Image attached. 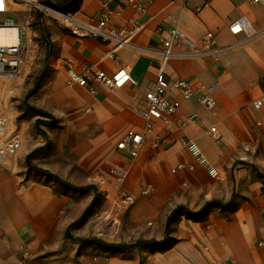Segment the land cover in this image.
I'll return each instance as SVG.
<instances>
[{
  "label": "crops",
  "instance_id": "crops-1",
  "mask_svg": "<svg viewBox=\"0 0 264 264\" xmlns=\"http://www.w3.org/2000/svg\"><path fill=\"white\" fill-rule=\"evenodd\" d=\"M139 1L146 6L143 14L125 9L120 17L112 18L119 26L136 14L144 24L133 46L115 52L117 58L110 56V44L70 33L53 15L44 26L52 42L48 65L57 67L62 79L68 68L77 72L100 69L106 74L122 66L129 70L130 80L119 87L93 83L94 92H90L73 85V92L82 97L74 105L78 112L89 108L79 126L96 130L85 144L93 155L103 157L98 165L115 161L126 167L120 184L124 192L134 198L143 196L140 187L146 185L152 188V196L146 203L141 197L137 203H90L95 187L105 188V175L81 198L70 186L36 170L45 169L44 155L54 150L44 147V136L36 128L23 135L13 126L19 148L8 165H0V264H211L213 257L224 264H264V130L256 125L257 121L264 125V107L252 106L264 96V4L251 0ZM99 8V0H80L75 15L93 20ZM242 16L250 20L251 31L232 34L229 24ZM171 26L198 48L206 32L217 46H229L217 58L172 56L163 69L168 79L183 78L196 87L214 85L216 105L206 109L198 101V91L182 100L169 124L153 123L149 137L159 136L161 143L153 146L147 140L131 158L116 143L127 130L143 129L144 120L132 107L143 103L144 92L157 79V51L164 30ZM174 49L180 52L188 47L181 42ZM33 118L43 120L38 128L48 135L51 120L38 114ZM210 127H215L216 138L206 132ZM47 139L49 144L51 138ZM187 140L196 145L205 162L191 152ZM91 182L71 183L85 186ZM206 202L218 204L195 215L180 212L164 239L166 218L174 208L195 212ZM77 238H95L105 244ZM149 239L163 240L113 246Z\"/></svg>",
  "mask_w": 264,
  "mask_h": 264
},
{
  "label": "built area",
  "instance_id": "built-area-1",
  "mask_svg": "<svg viewBox=\"0 0 264 264\" xmlns=\"http://www.w3.org/2000/svg\"><path fill=\"white\" fill-rule=\"evenodd\" d=\"M20 1L22 0H0V26L15 25L18 29L16 43L0 45V79L2 78V80L15 75L22 63L23 32L18 22H15L13 17L10 16L12 5ZM99 2L100 8L93 20H83L78 18L75 13L61 12L52 8H50V12L70 33L89 36L102 43L110 44L111 50L109 54L111 57L117 58L114 55L115 52L120 48L133 46V38L142 30L144 24L136 14H143L146 11V6L139 0H99ZM251 2L264 4V0H251ZM125 9H130L136 14H130L122 25H114L112 18L120 17ZM228 29L232 34H238L251 31L252 26L250 20L242 16L232 21ZM158 30L163 31L161 28H158ZM164 31L165 35L161 39L162 47L157 51L159 57L157 79L153 87L144 92L143 103L132 107L134 113L144 120L143 129L142 131L127 130L116 143V148L131 158L137 156L139 149L147 140L153 146L161 143L159 136H155L152 139L149 137L153 129V123L155 120H161L165 124H169L171 116L180 107L182 100L190 99L199 92L198 101L206 109L211 110L216 105L212 95L214 85H199L196 87L183 78L168 79L165 77L163 69L168 59L172 56L194 58L212 56L217 58V55L228 49L229 46H217L213 36L208 32L201 36V46L198 48L176 26H171ZM181 42L186 44L188 49L176 52L174 47ZM129 80V70L125 66L120 67L112 74H106L100 69L90 68L80 72L72 68L66 70L67 85L86 87L90 92H94L93 83H101L108 88H115ZM3 92L1 89V93ZM252 106L255 109L264 107V96L255 99L252 102ZM86 111H89V108H86ZM192 118L194 119L195 115H192ZM256 125L261 126L262 130H264V125L260 121H257ZM206 132L216 138L215 127H210ZM185 144L198 157L200 162H205L191 140L185 141ZM18 148L19 137L10 123V114L5 108H2L0 103V165H8L16 156ZM181 167L182 165H177V168ZM109 172L118 181L122 182L127 175V168L121 165H114L109 168ZM209 172L212 175L216 174L213 169H210ZM151 192L152 188L150 186L142 185L140 187V194L143 196ZM133 199L134 197L131 194L122 193L121 200L123 203H131ZM207 249V247H204L205 251ZM210 262L211 264H224L215 257L211 258ZM232 264L237 263L232 262Z\"/></svg>",
  "mask_w": 264,
  "mask_h": 264
},
{
  "label": "rangeland",
  "instance_id": "rangeland-1",
  "mask_svg": "<svg viewBox=\"0 0 264 264\" xmlns=\"http://www.w3.org/2000/svg\"><path fill=\"white\" fill-rule=\"evenodd\" d=\"M50 15V8L40 0H22L12 5L10 16L18 22L23 32L22 63L15 75L0 79V94L1 89L4 91L1 106L9 112L11 125L16 126L23 135L35 130L33 109H44L51 114L53 120L49 123L47 135L51 139L44 147L50 146L54 150L44 155L45 169H50L74 186L75 189L71 191L80 193L81 198H86L90 189L86 185H73L72 181H92L87 185L95 187L100 175H105L109 188H106V184L103 190L95 187L90 203H123L121 195L127 192L121 188L122 182L109 172V168L117 163L112 161L100 167L98 162L103 157L93 155L89 145L85 144L96 130L79 126L84 114L88 113L85 107L79 112L75 110L74 104L78 100L81 103L82 97L73 92L74 86L67 85L57 67L47 65L44 68L46 44L41 29ZM75 123L78 127L74 126ZM80 147H84V150L81 151ZM151 196L152 192L145 196L137 195L131 203H137L140 197L146 203ZM101 217L97 215V221H101Z\"/></svg>",
  "mask_w": 264,
  "mask_h": 264
},
{
  "label": "trees",
  "instance_id": "trees-1",
  "mask_svg": "<svg viewBox=\"0 0 264 264\" xmlns=\"http://www.w3.org/2000/svg\"><path fill=\"white\" fill-rule=\"evenodd\" d=\"M45 6L55 9V10H59L61 12H70V13H76L79 10V5H80V0H40ZM42 35L44 37L45 40V44H46V49H45V55H44V68L48 65V60L49 57L52 54V42L50 40L49 37V33L46 30L44 24L42 25ZM35 112V115H42L48 118V120H53V117L51 114H49L46 111L43 110H39V109H33ZM43 122L42 119L40 118H36L34 120V126L36 128V130L41 133L44 138L46 139L44 145L48 144V139H47V135L45 132L40 131L38 128V125L41 124ZM31 156V153L26 155V161H29V158ZM36 170L40 171V172H44L45 174L53 177L55 180L59 181L60 183H63L67 186H70L71 188H75L74 186L70 185L68 182L64 181L63 179H61L60 177H58L57 175L51 173L50 171L46 170V169H39L36 168ZM87 188H92V185H86ZM77 189V188H76ZM215 202V201H214ZM218 203H212V202H206L204 203L197 211H188L186 208H184L183 206H177L176 208H174L169 215L166 218V224H165V237L168 235L169 232V225L170 223L175 220L178 219V214L180 212H185L186 215H195L197 213H201L204 210H206L208 207L215 205ZM78 241L81 242H96V243H100V244H105L104 242L95 239V238H77ZM163 240V239H162ZM162 240H155V239H149V240H136L130 243H123V244H114L113 246L116 247H133V246H140V245H144V244H153V243H159Z\"/></svg>",
  "mask_w": 264,
  "mask_h": 264
},
{
  "label": "bare ground",
  "instance_id": "bare-ground-1",
  "mask_svg": "<svg viewBox=\"0 0 264 264\" xmlns=\"http://www.w3.org/2000/svg\"><path fill=\"white\" fill-rule=\"evenodd\" d=\"M17 33H18V29L15 25L0 26V45H10L16 43Z\"/></svg>",
  "mask_w": 264,
  "mask_h": 264
}]
</instances>
